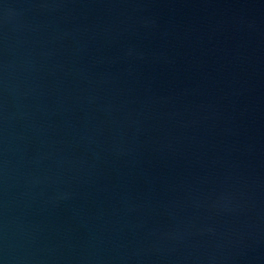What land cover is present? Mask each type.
<instances>
[{
    "label": "water",
    "instance_id": "95a60500",
    "mask_svg": "<svg viewBox=\"0 0 264 264\" xmlns=\"http://www.w3.org/2000/svg\"><path fill=\"white\" fill-rule=\"evenodd\" d=\"M0 264H264V0H0Z\"/></svg>",
    "mask_w": 264,
    "mask_h": 264
}]
</instances>
